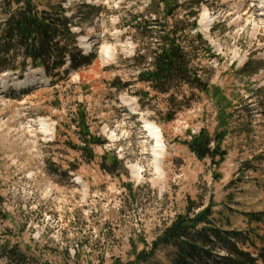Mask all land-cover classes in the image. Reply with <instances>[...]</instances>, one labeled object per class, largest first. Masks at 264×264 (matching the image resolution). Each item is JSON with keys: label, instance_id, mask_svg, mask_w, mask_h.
I'll list each match as a JSON object with an SVG mask.
<instances>
[{"label": "rangeland", "instance_id": "rangeland-1", "mask_svg": "<svg viewBox=\"0 0 264 264\" xmlns=\"http://www.w3.org/2000/svg\"><path fill=\"white\" fill-rule=\"evenodd\" d=\"M46 1L37 3L46 8ZM181 1L168 23L178 21L182 29L194 19L188 15L194 4ZM60 2L78 47L96 58L53 80L40 68L0 72L5 80L0 83V264H135L136 253L148 252L187 204L206 206L209 199L213 227L229 232L231 237L225 236L239 247L264 252V219L248 220L249 213L264 211V0L194 5L196 28L190 35L200 34L204 43L193 42V68L230 102L226 108L214 94L187 88L168 98L137 80L149 63L134 56L137 49H153L161 35L158 27L150 36L130 27L136 15L151 17L148 0H50L49 5ZM31 80L36 86H24ZM220 108L231 115L222 141L227 154L215 166L197 159L184 141L200 128L219 131ZM78 109L84 110L89 131L104 141L92 148V157L81 148L73 121ZM42 121L52 134L43 133ZM148 122L161 130L166 147L158 181L144 153L154 143L144 137ZM113 155L116 164L110 165ZM134 162L144 165L140 178L129 169ZM205 233L214 239V254L224 252L220 237ZM178 262L174 249L161 247L136 264ZM189 263L212 264V259Z\"/></svg>", "mask_w": 264, "mask_h": 264}, {"label": "trees", "instance_id": "trees-1", "mask_svg": "<svg viewBox=\"0 0 264 264\" xmlns=\"http://www.w3.org/2000/svg\"><path fill=\"white\" fill-rule=\"evenodd\" d=\"M49 1H46V8H41L37 0H0L2 19L0 20V72L8 70L23 72L27 67H40L44 74L53 80L67 76L70 68L79 71L94 61L95 54L84 55L77 47L76 34L71 30V18L65 14L61 2L53 7L49 5ZM191 1L194 5L203 2V0ZM182 5L184 2L181 0H148L146 10L152 18L147 15H136L131 19L130 27L137 32L144 30L145 36H150L153 27H158L161 32L155 40L156 45L153 43L155 45L153 49L149 46L142 50L137 49L134 56L149 60L148 65L138 72L137 80L148 84L149 89L156 93L168 94V98H172L176 93H183L187 88L199 93H209L212 96L214 94L217 103H223L226 108L230 102L217 87L212 90L209 83L198 74L197 69L193 68L191 53L196 50L193 42L197 40L204 43L200 34L190 35L196 28L198 7L188 5L192 12L186 14L194 19L187 27L181 29L178 21H175V24L168 23V19ZM67 62L69 66L63 68ZM182 97L185 98V95L182 94ZM219 111L222 126L219 131L211 134L206 128H200L197 134L191 135L190 139L184 141L197 159H208L215 166L222 163L227 154L222 147V141L227 132V119L231 115L225 111L223 114V108ZM75 118L73 121L79 126V138L83 143L81 148L92 157V148L103 144L104 141L89 131L84 110L78 109ZM116 160V156H111L109 164H116ZM212 207L211 199L206 206L190 207L187 204L184 212L176 214L156 235L148 252L141 250L136 253L133 263L146 262L154 251L161 247H169L175 250L180 260L178 264H190V260L200 261L204 257L208 260L212 259V264H264V252L239 247L233 240L234 237L230 238L229 232L213 227ZM194 208L199 209L194 211ZM263 219L264 211L248 214V220L251 222L259 223ZM206 231H214L215 236L220 237L218 239L222 242L220 248L224 252L214 254L215 247L210 245L214 239L210 234L205 233ZM246 239L249 237L246 236ZM110 264L124 263L114 260Z\"/></svg>", "mask_w": 264, "mask_h": 264}, {"label": "bare ground", "instance_id": "bare-ground-1", "mask_svg": "<svg viewBox=\"0 0 264 264\" xmlns=\"http://www.w3.org/2000/svg\"><path fill=\"white\" fill-rule=\"evenodd\" d=\"M203 23L207 22V13L205 12L203 14ZM111 50L107 49V53H110ZM33 81H28L27 83L24 84V86L28 85V84H33ZM0 83L4 84L5 80L3 79V77L0 75ZM29 86V85H28ZM41 129L43 131V133H45L46 135H50L52 134V129L49 126V124H47L46 122L42 121L41 122ZM145 130L147 131V135L144 136L147 139H151L154 141L153 145H149L148 149H145V154L148 158V166H151V168L153 169V173L155 174L154 179L156 181H158L159 179H161V175L163 173V168H162V161L164 158V152H165V143L162 137V133L161 130L157 127V125L153 124V123H146L145 124ZM142 160H144L143 158H141ZM144 165L138 163V162H134L132 164L129 165V169L131 170V172L133 173V175L136 178H140L144 171Z\"/></svg>", "mask_w": 264, "mask_h": 264}]
</instances>
